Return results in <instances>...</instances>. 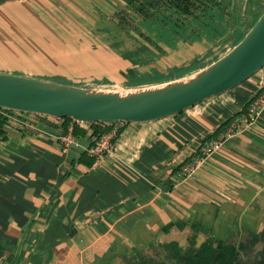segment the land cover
<instances>
[{
    "label": "crops",
    "instance_id": "0c3cea01",
    "mask_svg": "<svg viewBox=\"0 0 264 264\" xmlns=\"http://www.w3.org/2000/svg\"><path fill=\"white\" fill-rule=\"evenodd\" d=\"M234 1L242 5L246 0ZM247 1L255 4L254 11L264 9V0ZM124 3L4 1L0 64L15 69L16 34L31 40L30 31L47 35L54 31L53 23L70 24L72 12L90 20L104 9L111 16ZM220 43L201 40L161 46L164 54L148 55L150 61L142 64L108 57L105 67L110 72L105 69L100 79L91 77L93 85L79 86L134 90L185 79L221 57ZM65 57L73 63L83 58L72 50ZM127 70L137 76L126 80ZM0 72L57 82L51 80L54 76ZM148 77L152 82L139 83ZM263 82L264 67L233 89L177 115L149 123L109 124L105 133L116 131L115 150L97 159L87 153L96 139L89 130L83 137L73 136L75 142L63 152L58 118L7 114L0 129V264H119L122 258L158 244L176 241L185 246L194 228L198 243L212 242L216 248L238 241L242 234L262 231L264 110L254 124L225 139L191 176L182 175V168L218 137L220 125L242 114ZM79 124L88 129V124Z\"/></svg>",
    "mask_w": 264,
    "mask_h": 264
},
{
    "label": "trees",
    "instance_id": "16d2710c",
    "mask_svg": "<svg viewBox=\"0 0 264 264\" xmlns=\"http://www.w3.org/2000/svg\"><path fill=\"white\" fill-rule=\"evenodd\" d=\"M4 1L8 0H0V3ZM124 2L127 10L117 11L112 15V26L110 29L104 28V34H109V30L134 31L138 39L154 50L157 49L159 55L164 54L160 43L174 48L177 40L183 39L190 42L206 40L213 44L217 41L222 42L220 43L224 44L220 54L222 56L244 37L264 11V9L254 11L255 4L248 3L247 0L242 5L234 0H124ZM123 47L121 43H117L112 49L133 64L150 61V58L141 54L138 48ZM134 76L137 74L132 70L124 73L126 80ZM51 80L61 82L62 78L54 76ZM245 110H242V113ZM4 112L9 115L15 113L9 110ZM36 116L40 119L46 118ZM58 120L61 121V135L67 132L70 125L75 138L83 137L88 130L90 136L98 138L108 129L107 125L101 123L88 124V129H85L68 117ZM6 122L7 118L0 115V129ZM230 122L220 125L215 137L228 127ZM86 156H82L81 161ZM197 231V228H194L185 246H180L176 241L158 244L137 251L130 258H122L119 264H247L264 259V229L259 233L242 234L238 241L235 238L219 248L208 241L198 243Z\"/></svg>",
    "mask_w": 264,
    "mask_h": 264
},
{
    "label": "water",
    "instance_id": "95a60500",
    "mask_svg": "<svg viewBox=\"0 0 264 264\" xmlns=\"http://www.w3.org/2000/svg\"><path fill=\"white\" fill-rule=\"evenodd\" d=\"M264 66V11L220 58L185 79L134 90H101L0 72V108L81 124L149 123L240 85Z\"/></svg>",
    "mask_w": 264,
    "mask_h": 264
},
{
    "label": "rangeland",
    "instance_id": "374dc122",
    "mask_svg": "<svg viewBox=\"0 0 264 264\" xmlns=\"http://www.w3.org/2000/svg\"><path fill=\"white\" fill-rule=\"evenodd\" d=\"M78 1L84 2V0ZM95 1L103 4L106 0ZM124 9L127 10L126 3L116 7L115 11H123ZM106 13L110 14L105 9L103 12L99 10L94 18L89 20L87 18H76L72 12L70 13V24L67 22L66 24L53 23L51 25H54L55 29L47 35L43 34L41 30H38L35 36L30 31L32 35L30 36L31 40L26 36L16 34L14 42L16 50L13 49L12 52L15 69H11L12 67L10 65L2 64H0V69L18 70L44 77L60 76L62 78L61 83L75 86H89L94 84L92 79H90L91 77L102 78L103 71L107 69L106 65L109 62L107 61L109 58L113 59L119 56L124 59L112 49L114 44L121 43L124 46L123 48L125 46L128 48H138L141 54L146 56L150 55L151 58L155 57L154 53H158V50H154L153 47L145 45L142 40L136 37L135 33H133L134 31L109 30V34H104V28L110 29L113 19L112 15L107 16ZM5 17L2 16L1 19L8 24L10 30H15L9 22L10 19ZM28 25L31 26V23H28ZM25 29L29 31L27 27ZM113 38H115L114 41ZM26 39L27 41H25ZM184 41L183 39H178L177 43ZM160 44V46L168 47L163 43ZM61 50L64 52H61ZM71 50L73 54L81 55L83 58L80 61H74V63L72 60H68L65 55ZM37 56L43 58L37 60ZM25 66H30L36 70H30ZM42 66L44 67L41 68ZM109 66L111 65L109 64ZM106 71L110 72V69ZM92 73L98 74L97 77ZM156 79H160V77L157 76L155 81ZM152 80L153 78L148 77V79H140L139 83H150ZM135 83H138V81H135ZM247 264H264V259L260 261L254 260Z\"/></svg>",
    "mask_w": 264,
    "mask_h": 264
},
{
    "label": "built area",
    "instance_id": "2783aa9c",
    "mask_svg": "<svg viewBox=\"0 0 264 264\" xmlns=\"http://www.w3.org/2000/svg\"><path fill=\"white\" fill-rule=\"evenodd\" d=\"M262 110H264V82L259 90V93L248 102L245 112L234 117L228 127H226L222 132H220L216 139L209 141L201 150L197 158H195L189 164L185 165L182 168V175L191 176L207 156H209L211 153L220 148L225 139H227L237 131L247 128L254 124L258 114ZM0 115L7 117V113H5L4 109L1 108ZM20 123L22 125L26 122L20 121ZM60 137L62 141L63 152L67 149V146L69 144L75 142L73 139L71 126L68 128L67 132L61 135ZM115 147L116 131L112 130L96 138L93 145L88 149L87 153L89 156H92L97 159L105 155L112 154L115 150Z\"/></svg>",
    "mask_w": 264,
    "mask_h": 264
}]
</instances>
